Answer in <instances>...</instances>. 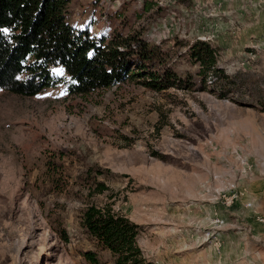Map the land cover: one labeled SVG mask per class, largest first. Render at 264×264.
<instances>
[{
  "label": "rangeland",
  "instance_id": "obj_1",
  "mask_svg": "<svg viewBox=\"0 0 264 264\" xmlns=\"http://www.w3.org/2000/svg\"><path fill=\"white\" fill-rule=\"evenodd\" d=\"M66 16L154 56L85 95L60 70L36 95L0 90V264H89L86 250L112 264L81 226L90 204L138 224L153 264H264V0H70ZM197 40L216 50L215 85ZM165 71L183 84H144Z\"/></svg>",
  "mask_w": 264,
  "mask_h": 264
},
{
  "label": "trees",
  "instance_id": "obj_2",
  "mask_svg": "<svg viewBox=\"0 0 264 264\" xmlns=\"http://www.w3.org/2000/svg\"><path fill=\"white\" fill-rule=\"evenodd\" d=\"M69 1L0 0V90L33 96L61 82L60 70L66 92L85 95L138 76L141 72L133 66L144 71V63L154 54L139 36H95L67 20ZM188 50L199 66L203 86L226 77L209 42L197 40ZM147 75L144 84L155 89L184 81L171 72ZM260 105L264 110V98ZM80 223L96 245L111 253L112 264H153L138 244V224L110 205H88ZM83 256L89 264H101L92 250Z\"/></svg>",
  "mask_w": 264,
  "mask_h": 264
},
{
  "label": "snow or ice",
  "instance_id": "obj_3",
  "mask_svg": "<svg viewBox=\"0 0 264 264\" xmlns=\"http://www.w3.org/2000/svg\"><path fill=\"white\" fill-rule=\"evenodd\" d=\"M6 31V30H5Z\"/></svg>",
  "mask_w": 264,
  "mask_h": 264
}]
</instances>
